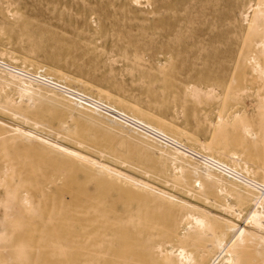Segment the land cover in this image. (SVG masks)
<instances>
[{
    "label": "bare ground",
    "instance_id": "bare-ground-1",
    "mask_svg": "<svg viewBox=\"0 0 264 264\" xmlns=\"http://www.w3.org/2000/svg\"><path fill=\"white\" fill-rule=\"evenodd\" d=\"M244 23L243 46L208 140L70 74L43 70L32 59L10 55L9 48L10 54L0 51V79L18 89V97L0 95V117L31 120L8 125L0 118V264H264V162L252 161L251 148L235 150L221 138L229 127L226 131L238 129L235 135L240 132L253 148L264 144V0L255 1ZM251 91L254 117L243 109ZM39 96L57 101L59 108L39 106L33 100ZM41 124L54 125L79 147L60 146L58 139L36 142L32 132L42 131ZM102 127L155 150V176L167 188L194 199L200 193L192 186L196 175L215 184L225 199L202 193L203 203H184L167 190L117 174L115 159L103 156L127 163L121 151L110 148L126 142L102 134ZM108 191L115 192L110 201ZM231 215L243 217V223Z\"/></svg>",
    "mask_w": 264,
    "mask_h": 264
},
{
    "label": "rangeland",
    "instance_id": "rangeland-1",
    "mask_svg": "<svg viewBox=\"0 0 264 264\" xmlns=\"http://www.w3.org/2000/svg\"><path fill=\"white\" fill-rule=\"evenodd\" d=\"M255 1L0 0V51L19 59L22 56L32 59L43 70L53 68L54 72L70 74L127 100L150 112L151 116L208 140L212 135L210 123L215 121L220 111L221 99L233 73L239 49L243 46L246 31L244 18L251 12ZM195 89L198 93L192 94ZM17 91L15 86L0 79V95L8 96L7 93L18 97ZM36 98L33 100L41 107L59 108V103L47 96ZM255 98L252 91L244 96L243 109L248 116L257 115ZM225 105L224 108H227L229 102ZM3 117L0 118L8 125L31 124V120L24 122L9 115ZM250 117L252 122L253 117L252 120ZM257 121L258 117L253 120ZM38 128L44 132L33 130L36 142L53 140L56 143L58 139L59 145L66 143L79 147L66 134H57L54 125L41 124ZM226 129L221 134L224 145L230 148L234 145L235 150L251 148L250 158L262 165L264 144L253 148L251 140L243 142L240 132L235 135L234 130L237 132L238 129H231V133L230 128L229 132ZM101 133L126 142L122 147L113 144L110 148L113 152L121 151L127 163L123 164L106 154L103 156L104 159H115L116 170H119L117 174L130 176L152 190H167L184 203L187 200L193 204L203 203L199 195L202 193L213 200L225 199L224 193L215 184L194 175L193 179L192 176L190 178L193 182L189 180V183L192 182L190 184L200 193L194 194V199L190 197V201L188 195L167 188L162 178L155 176L159 163L155 150L108 127H102ZM224 135L228 137L225 136V141ZM242 142L246 143L243 145ZM88 150L97 157L102 156L98 150ZM135 151L149 156L146 159L136 157ZM167 167L171 172L172 168ZM144 171H149L147 178ZM162 175L165 176L163 172ZM60 181L57 180V183ZM196 181L203 185L202 190L199 184L195 186ZM51 191L55 188L52 187ZM114 195V191L105 193L109 201ZM116 203L121 206V202ZM230 217L239 224L243 223V217Z\"/></svg>",
    "mask_w": 264,
    "mask_h": 264
}]
</instances>
